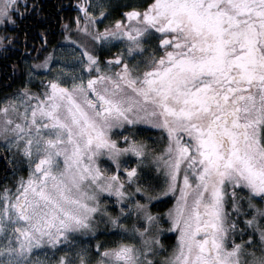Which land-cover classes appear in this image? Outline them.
I'll use <instances>...</instances> for the list:
<instances>
[{"label":"snow or ice","instance_id":"obj_1","mask_svg":"<svg viewBox=\"0 0 264 264\" xmlns=\"http://www.w3.org/2000/svg\"><path fill=\"white\" fill-rule=\"evenodd\" d=\"M74 7L75 35L60 18L71 47L25 61L23 87L0 100V264H264V0ZM43 13L41 0H0V51L46 48V27L29 47L20 23ZM138 124L166 134L162 151L113 139ZM165 231L178 235L159 258Z\"/></svg>","mask_w":264,"mask_h":264},{"label":"trees","instance_id":"obj_2","mask_svg":"<svg viewBox=\"0 0 264 264\" xmlns=\"http://www.w3.org/2000/svg\"><path fill=\"white\" fill-rule=\"evenodd\" d=\"M41 3L44 6V13L42 15V18L37 19L34 17V21H32L31 23H33L35 25V30H40V28H44V16L46 14V12L48 13V18H49V23L47 25V29H49L48 32V45L46 48H44L42 51H40L39 53H37V51L34 49V53L32 56H30L28 59L31 62H35L33 61L32 57L38 56L39 59H43L44 56L53 50V46H55V48L59 45H61V41L63 40V28L61 26V17H63L65 22H69L70 26L72 27L74 20L73 18L76 16V10H75V0H41ZM59 6V7H58ZM46 8L48 9V11H46ZM73 30V28H72ZM35 44L37 45V47L40 46L41 40L39 36H36L34 38ZM21 47V45H20ZM19 47V51H15V54H17L18 58L21 55V48ZM112 51V50H111ZM111 53L105 52L104 56L110 55ZM17 65L14 73H13V78H11V75L9 74V72H11L13 70V67H6V74L8 75V79L10 80V85L7 86V79H4V83L3 84V89H0V100L6 98V96L12 94L17 88L23 87L24 85V81H25V71L24 69L26 68L25 65L22 63V61H19ZM11 66H13L11 64ZM138 131V132H137ZM137 132V137L136 139H145L148 141V143L152 146H154V139L161 137V133L160 131L157 130H152V129H146V128H142L140 129H136ZM129 163H131V161H129ZM5 162L0 159V174L2 175H6L5 173ZM26 171V169H25ZM144 178L148 181H150L152 184H154L156 187H158L160 185L161 182V178L158 176L153 175L150 171H145L144 173ZM173 200V195H169L166 196L160 200H157L155 202H153L150 207L151 210L153 212H159L162 213L163 211H165L168 206L171 204ZM103 236V235H101ZM174 238L175 235L173 232L165 234L163 236H161L162 242L165 245L166 250H168L170 248V246L173 244L174 242ZM246 239V237H245ZM166 250L163 253H166Z\"/></svg>","mask_w":264,"mask_h":264},{"label":"rangeland","instance_id":"obj_3","mask_svg":"<svg viewBox=\"0 0 264 264\" xmlns=\"http://www.w3.org/2000/svg\"><path fill=\"white\" fill-rule=\"evenodd\" d=\"M121 2H123V0H121ZM114 17L113 16H110L109 18H108V20H105L104 21V23H102L101 25H100V27L101 28H103L104 27V24H107L108 22H109V20H111V19H113ZM71 28H73V34L75 35V23H73V25H72V27ZM62 43H61V45L59 46V47H57L56 49H55V52H54V58L56 59V60H60V58H61V56L62 55H64L65 53H66V50L68 49V48H70L71 47V45L70 44H68V42H66V41H64V40H62L61 41ZM117 48H119V45H116V47L115 48H113L112 49V52L114 53L116 50H117ZM53 51V50H52ZM51 52V51H50ZM42 60V59H41ZM31 63H34V62H31ZM56 65H53V67H55ZM48 73L45 71V70H43V69H37L36 70V77H35V79L33 80V82H32V84L30 85V87H32V88H37L38 87V85H39V79L41 78V77H45L46 75H47ZM27 79V78H26ZM128 126H126V128H127ZM142 128H146V129H152V130H157V129H153L150 125H145V124H138L135 128H129L128 129V131H125V130H122V129H114L113 130V139H116L118 136L119 137H121V139L119 140V143H120V146L121 147H123L124 145H123V140H122V137L124 136V135H127V134H129V132H134L135 133V139H136V137L138 136L137 135V132H136V129L138 130V129H142ZM157 131H160V133H161V135H162V132H161V130H157ZM167 143V137H166V134H163V139H161V137H159V138H156V139H154V147L156 148V150L157 151H162L163 150V146H164V144H166ZM104 159H106V158H104ZM131 161V164H134L135 163V159L133 158L132 160H130ZM145 171H150L153 175H155V176H158V177H160L161 178V182H160V185L157 187V188H160V187H162L163 185H164V183H165V177H164V174H163V172H157V170H156V167H155V165L154 164H149V165H146L145 166ZM177 195L179 194V192H178V190H177V193H176ZM169 195H172V193H169L167 196H169ZM164 197H166V196H162V197H159L158 198V200H160V199H162V198H164ZM157 201V200H156ZM174 201H175V196L173 195V200H172V202H171V204L168 206V208L174 203ZM153 202H155V201H153ZM152 202V203H153ZM167 208V209H168ZM166 209V210H167ZM166 210L165 211H163L162 213H160V214H163V213H165L166 212ZM155 213H159V212H155ZM167 218L165 217V220H166ZM122 222H124V223H128V224H131V220H129V221H122ZM169 227V225H167V224H165V228H168ZM102 231H103V229H102ZM173 233H174V235H175V238H174V242H173V244L170 246V248L168 249V250H166V253H160V257L159 258H162L163 256H166V255H168V253L171 251V249H172V247L175 245V243H176V236L178 235V233H176L175 231H172ZM168 233H171V232H168V231H165L164 233H162V235L161 236H163V235H165V234H168ZM96 239H100V240H107V241H109V242H111V241H116V240H119L120 239V237L118 236V235H111V236H109V235H103V236H101V235H99V236H97L96 237ZM83 242L85 243V244H88V243H92V244H94L95 243V240H91L90 238H84V240H83ZM134 242H138V241H134ZM110 246V245H109ZM40 255L41 256H45V255H47V254H45V253H40ZM60 255V253L59 252H57L56 253V256L58 257Z\"/></svg>","mask_w":264,"mask_h":264},{"label":"flooded vegetation","instance_id":"obj_4","mask_svg":"<svg viewBox=\"0 0 264 264\" xmlns=\"http://www.w3.org/2000/svg\"><path fill=\"white\" fill-rule=\"evenodd\" d=\"M46 11H48V9L46 8ZM32 21H34V16H30V17H27L25 20H22L20 23H21V30H26L28 31V35H29V40H28V46L29 47H32V44H33V41H34V38L36 36H39L38 35V32L39 30H35V25L33 23H31ZM44 27L48 25L49 23V18H48V13L46 12L45 16H44ZM11 31V29H9ZM48 32H49V29H48ZM60 46V45H59ZM57 46V47H59ZM20 47V45L18 46ZM56 47V48H57ZM21 55L17 56V54H15V51L16 49L13 48L12 50L8 51V52H3V51H0V89L2 88L3 89V84L4 83V79H7V86H9L11 83H10V80L8 79V75L6 74V67H13L11 66V64H17L19 61H22V63L25 65L26 67V63L25 61H27V63H31V61L28 59L30 56L33 55L34 53V49L31 53V55H27V54H24L23 53V46L21 45ZM55 48V49H56ZM13 73L14 71L12 70L11 72H9V74L11 75V78H13ZM25 77L27 78V73L25 72ZM25 78V80H26ZM5 175H2L0 174V183L3 182V177Z\"/></svg>","mask_w":264,"mask_h":264}]
</instances>
